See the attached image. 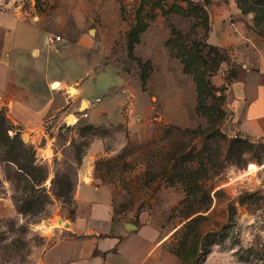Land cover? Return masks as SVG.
Instances as JSON below:
<instances>
[{"label":"rangeland","instance_id":"rangeland-1","mask_svg":"<svg viewBox=\"0 0 264 264\" xmlns=\"http://www.w3.org/2000/svg\"><path fill=\"white\" fill-rule=\"evenodd\" d=\"M220 1L0 0L57 96L39 131L0 106V264H43L81 180L158 227L177 264H264V142L232 118L238 70L209 40ZM231 1L264 36V0Z\"/></svg>","mask_w":264,"mask_h":264},{"label":"crops","instance_id":"crops-1","mask_svg":"<svg viewBox=\"0 0 264 264\" xmlns=\"http://www.w3.org/2000/svg\"><path fill=\"white\" fill-rule=\"evenodd\" d=\"M208 12L210 43L225 49L238 70L228 86L233 121L238 132L264 142V36L245 28V16L234 1L213 2ZM16 36L9 25L0 26V106L8 108L24 131H39L57 114V96L48 87L47 69L31 66L37 60L32 57L36 46H23ZM87 176L91 179V174ZM161 236L149 222L120 219L110 188L81 180L74 216L66 220L65 228L55 229L42 263L177 264Z\"/></svg>","mask_w":264,"mask_h":264},{"label":"built area","instance_id":"built-area-1","mask_svg":"<svg viewBox=\"0 0 264 264\" xmlns=\"http://www.w3.org/2000/svg\"><path fill=\"white\" fill-rule=\"evenodd\" d=\"M60 40H61L60 36H56L55 38L54 37H47L46 43H58V42H60Z\"/></svg>","mask_w":264,"mask_h":264},{"label":"bare ground","instance_id":"bare-ground-1","mask_svg":"<svg viewBox=\"0 0 264 264\" xmlns=\"http://www.w3.org/2000/svg\"><path fill=\"white\" fill-rule=\"evenodd\" d=\"M57 86H58V84H54V87H57ZM70 92H71V93H76V94H78V91L75 90L74 88H72V89L70 90ZM85 106H87V102H85ZM70 121L73 122V121H74V118L71 117V118H70Z\"/></svg>","mask_w":264,"mask_h":264},{"label":"water","instance_id":"water-1","mask_svg":"<svg viewBox=\"0 0 264 264\" xmlns=\"http://www.w3.org/2000/svg\"><path fill=\"white\" fill-rule=\"evenodd\" d=\"M84 107H85V101H83L81 108H84ZM70 118L71 117H68L67 122H70Z\"/></svg>","mask_w":264,"mask_h":264}]
</instances>
